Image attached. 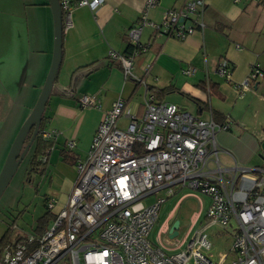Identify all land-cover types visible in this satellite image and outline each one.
I'll list each match as a JSON object with an SVG mask.
<instances>
[{
    "label": "crops",
    "instance_id": "1",
    "mask_svg": "<svg viewBox=\"0 0 264 264\" xmlns=\"http://www.w3.org/2000/svg\"><path fill=\"white\" fill-rule=\"evenodd\" d=\"M185 2L158 0L155 6L145 10V0H104L96 10L79 7L67 16L61 62L41 126L54 135L43 140L45 148L38 157L40 161V157L46 156L45 162L40 161L43 167L39 185L44 183L49 191L45 194L56 199L54 210L67 201L77 176L75 164L87 157L99 122L118 97L123 98L129 112L137 116L143 114L146 98L153 96L157 102L173 103L201 119H212L217 123L228 121L230 128L215 134L219 162L224 166H261L264 170V77L242 97L239 88L234 86L243 80L251 65L258 64L264 71V8L256 0H204V31H195L182 40L166 38L154 33L149 26L144 27L140 41L143 44L149 42V47L135 57L133 70L141 77L145 64L151 63L145 77L146 87L124 79L120 62L108 56L110 50L128 53L127 30L143 11L150 20L158 23L165 11L179 8ZM6 3L2 0V6ZM4 10L0 7V63L17 61L19 66L14 72L17 76L9 79L16 84L17 90L28 89L16 111L14 136L26 113L30 112L29 104L49 69L54 24L48 0H8L7 13ZM220 57L227 58L231 64V82L215 71ZM190 67L194 71L186 73ZM150 87L154 93L148 90ZM83 95L94 98L95 103L82 106L79 99ZM18 97L22 96L9 94L7 104L11 103V98ZM0 115L3 119L7 111ZM127 121V117H121L118 124L124 127ZM69 140L74 142L72 147L67 146ZM5 148L0 155L4 154ZM257 173L264 178V171ZM154 194L158 195L155 197ZM175 195L178 197L160 221L152 239L156 245L161 241L166 253L177 250L176 240L169 237V222L173 218L178 220V207L183 198L191 196L199 202L191 215V225L204 212L206 214L211 201L208 197L209 202L204 205L199 193L187 189L169 196L161 189L145 197L144 202L149 204L157 198L165 200ZM187 234L188 231L177 240L184 242ZM209 237L213 246L223 244L218 231L210 233Z\"/></svg>",
    "mask_w": 264,
    "mask_h": 264
},
{
    "label": "built area",
    "instance_id": "2",
    "mask_svg": "<svg viewBox=\"0 0 264 264\" xmlns=\"http://www.w3.org/2000/svg\"><path fill=\"white\" fill-rule=\"evenodd\" d=\"M58 1L65 22L73 9L96 10L104 0ZM157 3L145 0V10ZM204 10V0H186L165 11L158 23L143 11L127 30L132 53L110 50L108 56L120 62L124 79L146 87L151 63L145 64L141 77L133 70L135 57L149 47V42L140 41L144 27L182 40L204 31ZM193 71L190 67L186 73ZM215 71L232 81L227 58L216 61ZM263 77L262 68L251 65L243 80L234 83L239 96ZM79 101L82 106L95 103L87 95ZM121 117L128 119L124 127L118 124ZM230 126L228 121L204 120L173 103L157 102L153 96L146 98L144 112L137 116L118 97L99 122L87 157L75 164L77 176L65 204L54 210L56 199L47 198L46 208L53 214L49 227L42 235L29 233L5 244L0 264H264V178L254 176L264 170L219 162L215 134ZM37 135L47 140L54 132L39 128ZM73 145L69 140L67 146ZM262 159L264 163V155ZM161 189L168 196L187 189L211 200L204 225L184 242L172 239L177 242L172 253H166L161 241L156 245L148 239L164 198L149 204L144 199ZM211 226L231 230L228 250L219 242L213 249L207 232Z\"/></svg>",
    "mask_w": 264,
    "mask_h": 264
},
{
    "label": "rangeland",
    "instance_id": "3",
    "mask_svg": "<svg viewBox=\"0 0 264 264\" xmlns=\"http://www.w3.org/2000/svg\"><path fill=\"white\" fill-rule=\"evenodd\" d=\"M5 1L7 3L2 6V0H0V7H3L5 9L4 12L6 11L7 13L6 9H8V0ZM18 66L19 64L17 61L0 63V78H2V82L0 81V114L4 113V111H7V115L3 116V119L2 115H0V152L2 151L3 147H8L9 149L10 144L15 136H13V134L15 133V130L17 128L16 111H18L21 102H23V98L25 97L28 90L26 87H24L22 90L19 91L17 90L16 84L11 83L12 78L17 76V74L15 75L14 72L15 69L18 68ZM45 76L43 78V81L45 79ZM9 77H11V80L9 79ZM4 80H8L10 83H3ZM40 89L39 91L35 92L36 94H34V97L32 99V102L29 104V107H33L35 100L38 96L37 94H39L40 92ZM9 94H18L22 97H18V99L11 98V103L8 105L6 100L8 99ZM27 113H29V111ZM30 159L31 149L29 148L24 153V156L22 157L14 175L12 176L8 185L0 196V237H2L3 234L8 231V229H10L9 242L12 241L14 238H23L24 235L26 236L29 233H33L39 218L41 216H45V213L47 211V218H49V216H51L52 214L51 210H47L44 202L45 198L48 197V194H45L48 190L46 189L44 183L39 185V181H41V175H39V173L30 171ZM2 165L3 162H0V170ZM254 176L255 179H259L261 174L254 173ZM158 194H154L155 197ZM199 196L201 197L204 205L209 202L208 196L202 194H200ZM177 197L178 195L168 197L161 203L158 212L159 219L157 216V220L154 226H152L153 228H151L152 230L151 232H149L148 235V239L151 243H154L152 242V239L155 237V233L158 225L160 224V221L170 209L172 204L175 202ZM198 207V200L191 196L183 198V200L179 204L177 212V218L179 220L177 239L182 238L187 231V236L192 235L197 229L204 225L206 220L205 212L201 215V217L196 221L195 224L191 225V215L193 211H195ZM51 222L48 223L47 228L49 227ZM11 225L13 226L11 227ZM216 231H218V237H221L223 240V247L228 250L231 244V230L227 229V232L220 231V229H218L216 226H211V228L209 227L207 229V232L209 234L214 233ZM211 238L214 240V237Z\"/></svg>",
    "mask_w": 264,
    "mask_h": 264
},
{
    "label": "water",
    "instance_id": "4",
    "mask_svg": "<svg viewBox=\"0 0 264 264\" xmlns=\"http://www.w3.org/2000/svg\"><path fill=\"white\" fill-rule=\"evenodd\" d=\"M53 15L54 24V44L52 51V58L49 69L45 76L44 82L41 86L40 92L35 100L33 107L27 114L26 118L20 125L16 132L10 147L6 153L3 165L0 170V196L8 185L10 179L14 175L22 157L26 150H28L37 136L39 130V123L43 114L47 99L50 95L54 78L59 68L62 57V9L58 0H48ZM32 130L31 137L25 143L27 135ZM264 148V142L262 143ZM23 151V153H22ZM22 153V154H21ZM179 221L172 219L169 222V237L174 239L178 235Z\"/></svg>",
    "mask_w": 264,
    "mask_h": 264
},
{
    "label": "trees",
    "instance_id": "5",
    "mask_svg": "<svg viewBox=\"0 0 264 264\" xmlns=\"http://www.w3.org/2000/svg\"><path fill=\"white\" fill-rule=\"evenodd\" d=\"M259 4H261L262 6H263V8H264V0H256ZM63 16H64V14L62 13V19H63ZM62 27H63V30H64V22H63V20H62ZM62 36H63V32H62ZM132 51H133V46L130 44L129 46H128V48H127V50H126V52H128L127 54H131L132 53ZM148 90L150 91V92H152V93H154L155 92V90L153 89V88H148ZM44 122H45V120H44V116H43V114H42V116H41V119H40V123H39V128H41V126H43L44 125ZM31 133H32V130L30 131V133L27 135V137H26V140H25V143H27L28 141H29V139H30V137H31ZM34 143V147H33V155H32V157H31V159H30V171H33V172H35V173H39V174H41V170H42V167H43V163L41 164L40 163V161L38 160V157H39V155L41 154V152H42V150H44V148H45V143H44V141L43 140H41L40 138H39V136L37 135V137L34 139V141H33ZM44 147V148H43ZM7 150H8V148H5L4 150H3V153L4 154H1L0 155V162L2 163L3 162V160H4V158H5V156H6V153H7ZM5 151V152H4ZM48 214V211L45 213V216H41L40 218H39V220H38V222H37V225L35 226V228H34V232H35V234H37V235H42L44 232H45V230L47 229V226H48V223H50L51 222V220H52V218H53V215L51 214V216H49V218H47L46 217V215ZM10 225V224H9ZM12 226V225H11ZM10 229H8V231H6L4 234H3V236L2 237H0V250H2V248H3V246H5V244H7L8 242H9V240H10V231H9Z\"/></svg>",
    "mask_w": 264,
    "mask_h": 264
}]
</instances>
